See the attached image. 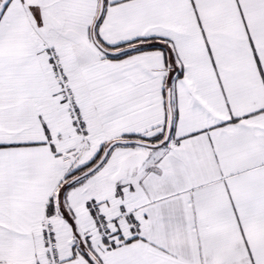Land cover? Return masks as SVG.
<instances>
[{"label": "snow or ice", "instance_id": "obj_1", "mask_svg": "<svg viewBox=\"0 0 264 264\" xmlns=\"http://www.w3.org/2000/svg\"><path fill=\"white\" fill-rule=\"evenodd\" d=\"M0 264H264V0H0Z\"/></svg>", "mask_w": 264, "mask_h": 264}]
</instances>
